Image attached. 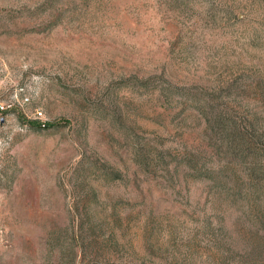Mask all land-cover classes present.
<instances>
[{
  "label": "rangeland",
  "instance_id": "obj_1",
  "mask_svg": "<svg viewBox=\"0 0 264 264\" xmlns=\"http://www.w3.org/2000/svg\"><path fill=\"white\" fill-rule=\"evenodd\" d=\"M0 264H264V0H0Z\"/></svg>",
  "mask_w": 264,
  "mask_h": 264
},
{
  "label": "trees",
  "instance_id": "obj_2",
  "mask_svg": "<svg viewBox=\"0 0 264 264\" xmlns=\"http://www.w3.org/2000/svg\"><path fill=\"white\" fill-rule=\"evenodd\" d=\"M257 158H259V154H256L255 156V162L256 164H254V167L250 170L252 175H257L261 170H260V167H259V164L257 162Z\"/></svg>",
  "mask_w": 264,
  "mask_h": 264
},
{
  "label": "built area",
  "instance_id": "obj_3",
  "mask_svg": "<svg viewBox=\"0 0 264 264\" xmlns=\"http://www.w3.org/2000/svg\"><path fill=\"white\" fill-rule=\"evenodd\" d=\"M2 109H4V108H2ZM35 115H36V118L38 120H42L43 119V112L42 111L37 110L36 113H35Z\"/></svg>",
  "mask_w": 264,
  "mask_h": 264
}]
</instances>
